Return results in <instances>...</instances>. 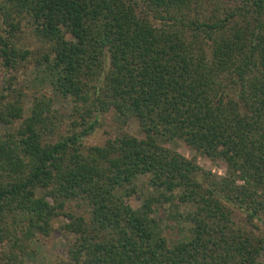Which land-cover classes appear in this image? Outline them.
<instances>
[{"label": "trees", "instance_id": "1", "mask_svg": "<svg viewBox=\"0 0 264 264\" xmlns=\"http://www.w3.org/2000/svg\"><path fill=\"white\" fill-rule=\"evenodd\" d=\"M0 25V66L34 64L32 84L78 112L55 137L51 99L23 118V87H3L0 122H21L0 134V264H24L58 216L74 236L59 264H264V234L232 220L264 225V0H0ZM23 27L37 48L18 46ZM105 114L115 136L85 147ZM132 118L142 138L123 130ZM139 175L157 196L138 207ZM174 200L189 235L169 244L149 215Z\"/></svg>", "mask_w": 264, "mask_h": 264}, {"label": "rangeland", "instance_id": "2", "mask_svg": "<svg viewBox=\"0 0 264 264\" xmlns=\"http://www.w3.org/2000/svg\"><path fill=\"white\" fill-rule=\"evenodd\" d=\"M2 27V25H0ZM18 46L33 50L38 47L33 36L30 35L29 29L26 27L22 28L20 34H18ZM36 69L34 64L29 63L22 65V67L15 73V71H5L0 66V93L8 80L14 76L13 81L14 87H23L24 96L22 97L23 104V118H26L29 114V108L32 106L36 98H49L52 100V109L59 115V128L55 133V137L58 136L59 132L62 134L67 131L71 122L74 121L78 116L75 105L69 101L60 98L56 95L51 88L48 86L34 83L32 81L35 77ZM19 121H15L12 125H6L0 122V134L13 131L20 124ZM115 124L109 114H105L102 117V125L93 134L83 139L85 147L102 145L104 141L109 137L115 136ZM126 132L142 138L143 134L139 131L138 122L135 118L128 121V125L123 127ZM176 151L188 160L195 161L196 165L204 172H209L215 178H221L225 175L226 164L221 159H212L207 156H203L195 153L193 150L188 148L182 141H177L174 145ZM133 186L137 189L139 198L136 201L139 207L145 199L155 198L157 192L150 187L148 177L139 175L133 182ZM123 193V190H119ZM178 204L176 200L173 203H165L163 205L153 204L151 206L152 213L149 215L151 219H154L157 230L169 244H172L178 240L185 239L189 235V224L183 223L179 219H172L169 217V212L174 211L172 205ZM69 209L75 213L85 212L84 207H79L76 203H70ZM189 209L188 205H179L180 211ZM232 220L235 226H242L247 230H251L255 233L264 234V225L262 222H257L259 227L258 230L247 223H244L242 217L238 213L232 215ZM67 223V219L62 216H58L52 221V231L48 237H37L34 238L29 244L27 254L24 256V264H59L62 261L67 260L68 254L67 249L74 239V236L61 230V226ZM8 250V245H0V253ZM264 263V262H263Z\"/></svg>", "mask_w": 264, "mask_h": 264}]
</instances>
